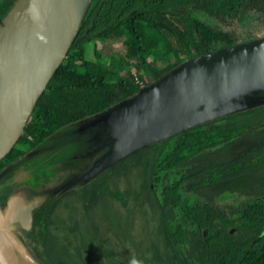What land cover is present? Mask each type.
I'll use <instances>...</instances> for the list:
<instances>
[{"label": "trees", "instance_id": "obj_1", "mask_svg": "<svg viewBox=\"0 0 264 264\" xmlns=\"http://www.w3.org/2000/svg\"><path fill=\"white\" fill-rule=\"evenodd\" d=\"M15 1L0 0V22ZM254 16L264 18V0H90L14 148L47 147L60 131L135 97L177 66L261 38L240 33ZM242 97L254 103L146 144L67 189L73 172L56 167L83 146L52 163L40 152L16 164L0 179V207L21 190V166L24 182L41 185L46 199L27 229L9 231L12 240L37 264H123L111 234L138 207L150 264H264V192L238 188L236 201L226 196L229 184L264 168V84ZM70 195L80 221L55 215Z\"/></svg>", "mask_w": 264, "mask_h": 264}, {"label": "water", "instance_id": "obj_2", "mask_svg": "<svg viewBox=\"0 0 264 264\" xmlns=\"http://www.w3.org/2000/svg\"><path fill=\"white\" fill-rule=\"evenodd\" d=\"M89 1L16 0L1 20L0 159L23 134L35 102L66 56ZM184 67L181 74L167 77L161 84L158 80L115 106L116 117L128 115L125 118L131 119L130 138L98 164L92 174L146 144L245 107L246 101L239 94L264 84V37L197 57L184 63ZM29 155L2 168L0 179ZM42 200L37 197L22 204L14 196L10 207L17 205L26 221H30V211ZM9 229L0 213V264H17L4 240H12ZM20 251L29 262L37 264Z\"/></svg>", "mask_w": 264, "mask_h": 264}, {"label": "rangeland", "instance_id": "obj_3", "mask_svg": "<svg viewBox=\"0 0 264 264\" xmlns=\"http://www.w3.org/2000/svg\"><path fill=\"white\" fill-rule=\"evenodd\" d=\"M240 33L263 37L264 18L258 19L254 16L252 19H247V21L241 26ZM108 69L112 72L118 71L117 66L114 64H109ZM184 69V64L177 66L166 75L162 76L159 79L158 84H161L162 81H166L175 75L177 76L181 74ZM174 70L177 71L175 72ZM239 96L243 99V93L239 94ZM252 103L254 102L248 101L245 102L244 105L247 106ZM239 105H242V103L239 102ZM117 111L118 107H113L89 119L82 120L70 131H60L54 138L48 141V146L44 153L51 163L56 158L63 159L66 155H70V151H73L74 149L81 148L82 146L85 147L84 152L79 156H76L74 160H69L66 164H58V167L64 170L63 172H73V185H76L80 181L85 180L89 175H92L93 170H95L98 164H100L114 150L120 147L126 138H130L132 129L131 119L125 118L128 115L116 117ZM30 119L31 117H29V120ZM33 124L35 127V121H33ZM260 139L261 138H259V140ZM246 146V144H243L239 148H245ZM15 154L16 152L7 155V158L11 159L16 156ZM122 158L119 159L120 161H117L121 162ZM82 164H87V168L83 169L81 167ZM41 166L43 165H40V168ZM50 166L51 165H49V167ZM116 169L120 174L121 166H118ZM16 175L18 174L16 173ZM16 175L15 179L17 178ZM121 185L123 184L121 183ZM119 188L120 187H118V190ZM238 188H243V190L246 191L259 188L260 192H264V168L251 174L246 179L229 184L226 196L229 199H234L236 201V190ZM115 207V211L122 215L124 209L120 208L118 203L115 204ZM139 212L138 207H136L131 209L129 216L124 214L127 220L126 228L119 230V234L117 232L111 234V236H113L112 243L114 245L116 257L123 264H150V255L148 256L149 252L147 250L149 237L147 236V233H145V230H142L143 219L139 215ZM69 213L74 214L78 221L82 219L80 205L73 196L65 201V205L62 206L61 209H58L55 215L59 219L64 220ZM117 229H120V226L116 227V230ZM53 230L55 231L54 233L60 234L58 229ZM121 232L124 233V235L121 236ZM4 240L10 255L17 264H31L23 256L17 244L14 243V245H8L6 239Z\"/></svg>", "mask_w": 264, "mask_h": 264}, {"label": "flooded vegetation", "instance_id": "obj_4", "mask_svg": "<svg viewBox=\"0 0 264 264\" xmlns=\"http://www.w3.org/2000/svg\"><path fill=\"white\" fill-rule=\"evenodd\" d=\"M45 149H46V146L39 148L36 151H33L32 153H30V155L27 158H25V159L21 160L19 163H17V165L29 160L36 153L37 154L40 152L44 153ZM14 152H16V154H15L16 156L12 157L11 159L7 158V155H11ZM25 154H26L25 151H23L21 149H16V148H14V145H13V147L9 151V153L3 157L4 161L0 164V170L2 168H4L6 165H8L10 162L14 161L15 159H17L20 156L25 155ZM27 154H29V153H27ZM56 170L61 172V174H62V171H64L63 169L58 167V165L56 167ZM16 172L18 174V175H16L17 176L16 184L19 187H21L20 188L21 190L15 194H13L12 196H10L7 199L5 207H2V208L0 207V213L4 216V218L6 219V221L10 225L9 231H12V230H21L22 231V230L27 229L30 225V221H26V219L23 216L22 211L18 208L17 205H15L13 203L14 206L10 207V203H12V199H14V196L17 197V199H19L20 203H22V204H26V203L36 199L37 197H43V200L40 203V205H41L44 202V200L46 199V194L41 191V189H42L41 185H30V184H26L24 182L25 177L27 176L28 173H27V170H25V168L23 166L19 167ZM65 173L71 174V172H68V171ZM71 184H72V179L67 180L63 186L64 189H67L68 187H70ZM57 189L59 191H61L62 186L58 187ZM71 197L72 196L70 195L67 199H70ZM0 203H1V200H0ZM66 204H67V202H66ZM59 209H61V208H59ZM31 213H32V210L30 211V219H31Z\"/></svg>", "mask_w": 264, "mask_h": 264}, {"label": "built area", "instance_id": "obj_5", "mask_svg": "<svg viewBox=\"0 0 264 264\" xmlns=\"http://www.w3.org/2000/svg\"><path fill=\"white\" fill-rule=\"evenodd\" d=\"M134 83H135V84H138V85L141 84V82H140V80L138 79L137 76H134Z\"/></svg>", "mask_w": 264, "mask_h": 264}, {"label": "bare ground", "instance_id": "obj_6", "mask_svg": "<svg viewBox=\"0 0 264 264\" xmlns=\"http://www.w3.org/2000/svg\"><path fill=\"white\" fill-rule=\"evenodd\" d=\"M6 239V242L8 243V245H14V242H12V240L8 239V238H5Z\"/></svg>", "mask_w": 264, "mask_h": 264}]
</instances>
